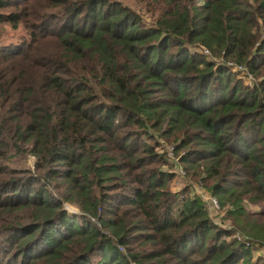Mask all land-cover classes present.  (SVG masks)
<instances>
[{"label": "trees", "instance_id": "trees-1", "mask_svg": "<svg viewBox=\"0 0 264 264\" xmlns=\"http://www.w3.org/2000/svg\"><path fill=\"white\" fill-rule=\"evenodd\" d=\"M152 1L0 0V264H264V0Z\"/></svg>", "mask_w": 264, "mask_h": 264}, {"label": "rangeland", "instance_id": "rangeland-1", "mask_svg": "<svg viewBox=\"0 0 264 264\" xmlns=\"http://www.w3.org/2000/svg\"><path fill=\"white\" fill-rule=\"evenodd\" d=\"M121 2L129 6L132 10H134L138 14L140 20L145 25L147 26L153 25V18H155L156 12H154L151 9L153 6L155 7V4L153 3L152 0H121ZM22 35H24V30L21 28V26H17L15 29H13L9 26L8 23L0 22V44H7L9 42H18L19 38ZM194 48H197V47H194ZM190 50H193V48H191ZM234 73H236V77L240 78L242 81H245V82H250V80L252 81V79L250 80H247V78L244 79V77H242L243 73H240L239 71L238 73L237 72H234ZM166 144H169V143H166ZM165 146L166 145L163 146L164 151H165ZM157 149L159 151H162V148H160L159 146L157 147ZM167 155H169L168 152H167ZM171 161L175 162V159L172 158ZM26 163L30 166L31 170L33 171H35V169L37 168L36 160L30 155L27 157ZM170 168H171V171L175 173V176L172 178L170 182V186H171L170 188L173 190H178L183 185L188 184L190 186L191 193H195V195H197L201 200H203L206 205V197L211 194L207 190L203 192L198 191L197 185H194V184L192 185V183H195V181H192L194 179L190 178L187 174H185L184 170L181 169L178 166V164L174 163ZM249 207L251 209L256 208V206L254 205H249ZM65 208L67 212L70 214H74L77 212L76 207L73 205L66 204ZM223 211L224 210L222 209H219V210L211 209V211H208V208H207V213L209 214V217L214 222L218 223V225H222V226L223 224L230 225L229 219L222 217ZM255 254H261L264 256V247L259 248L257 251L253 250L252 255H255Z\"/></svg>", "mask_w": 264, "mask_h": 264}, {"label": "built area", "instance_id": "built-area-1", "mask_svg": "<svg viewBox=\"0 0 264 264\" xmlns=\"http://www.w3.org/2000/svg\"><path fill=\"white\" fill-rule=\"evenodd\" d=\"M192 52H199V53H201V54H203L206 58H210V53H209V51L206 49V48H204V47H197V48H193V50H191ZM210 59H213V58H210ZM216 59V60H215ZM215 59H213V60H215L216 62H219V63H222L223 65H225V66H227L231 71H233V72H237L238 73V71L240 72V73H243L242 74V77H244V79L245 78H247V80H250V79H252V81H253V78L247 73V70H246V68L244 67V66H241V65H237V64H235V63H233V62H231V61H222L220 58H215ZM251 80H250V82H245L246 84H248V85H250V83L252 82ZM167 152H168V156L169 157H172V151H171V146H169L168 148H167ZM197 185V187H198V191H200V192H203V191H205V188L202 186V184H201V182L200 181H195V183H192V185ZM198 194V193H197ZM205 203V202H204ZM206 206H207V208H208V211H211V209H213V210H219V209H222L223 210V207H221L220 205H219V202H218V200H217V198L215 197V196H213V195H208L207 197H206ZM222 226V225H221ZM223 226L224 227H226V228H228L229 226L228 225H225V224H223ZM234 237H236L237 239H242V236L239 234V233H237V232H235V234H234Z\"/></svg>", "mask_w": 264, "mask_h": 264}]
</instances>
